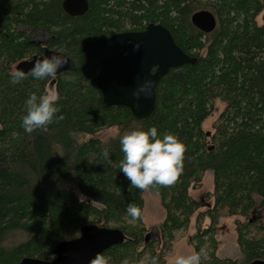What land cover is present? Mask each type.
<instances>
[{
  "label": "trees",
  "instance_id": "trees-1",
  "mask_svg": "<svg viewBox=\"0 0 264 264\" xmlns=\"http://www.w3.org/2000/svg\"><path fill=\"white\" fill-rule=\"evenodd\" d=\"M62 1L0 0V264H19L24 256L51 260L54 245L78 236L85 223L125 233L122 244L101 254L109 264H151L152 258L166 264L165 251L176 232L188 230L193 216L189 244L195 252L204 250L201 264L264 260V226L253 218L256 199L264 205V0H88L87 11L75 17L64 12ZM201 9L217 19L210 33L191 24V14ZM151 22L166 27L197 62L170 69L155 87L153 111L136 120L125 106L102 105L99 63L83 43L143 30ZM27 28L43 30L49 38L37 44ZM45 47L67 54L70 68L43 80L25 74L13 83L15 65ZM50 86L61 97L57 115L64 119L29 134L21 127L25 101ZM217 101L223 109L213 132L205 131L202 125L216 111ZM111 127L118 129L112 137L96 136ZM151 127L161 137L175 134L186 146L178 181L148 189L158 195L165 213L158 249L153 239L145 241L146 190L133 187L119 168V135ZM82 135L88 137L79 139ZM105 148L111 163L102 155ZM206 172L212 175L213 198L207 206L189 193ZM130 203L141 209V218L127 214ZM223 215L242 218L236 221L240 258L216 253L217 223ZM14 232L28 237L7 245Z\"/></svg>",
  "mask_w": 264,
  "mask_h": 264
},
{
  "label": "water",
  "instance_id": "water-1",
  "mask_svg": "<svg viewBox=\"0 0 264 264\" xmlns=\"http://www.w3.org/2000/svg\"><path fill=\"white\" fill-rule=\"evenodd\" d=\"M62 8L69 16H81L88 9V0H63ZM190 21L203 33L212 32L217 25L215 15L206 9L193 12ZM83 48L99 63L96 82L102 105L125 106L136 120L151 114L155 107V87L170 69L197 62L195 56L188 55L177 46L166 27L153 22L143 30H125L105 38L87 40ZM57 53H63L68 58V62L57 71L58 75L70 68L71 59L64 52L47 47L41 55L34 54L19 61L15 70L29 74L37 60ZM148 237L149 234H146V242ZM125 238L120 228L85 223L80 226L78 236L54 245L53 259L24 256L19 264H91L97 254L122 244ZM251 264H264V260L257 259Z\"/></svg>",
  "mask_w": 264,
  "mask_h": 264
},
{
  "label": "clouds",
  "instance_id": "clouds-1",
  "mask_svg": "<svg viewBox=\"0 0 264 264\" xmlns=\"http://www.w3.org/2000/svg\"><path fill=\"white\" fill-rule=\"evenodd\" d=\"M68 62L63 53L54 54L50 58L37 60L29 74L36 79L54 78L59 69ZM26 78L23 71L12 72V82L17 83ZM61 99L57 91H46L37 95L32 93L25 101L26 114L22 117L21 127L31 134L37 130L47 131L54 121L64 119L60 112L58 101ZM119 143L123 159L119 168L133 187L142 191L155 186H172L184 170L186 146L172 133L162 137L158 135L157 128L148 130L133 129L119 135ZM104 159L111 163L107 148L102 153ZM133 219L141 218L142 211L130 203L126 209ZM204 250L192 252L187 255H176L169 264H201ZM91 264H109V258L97 254ZM123 264H128L124 261ZM151 264H158L157 258H152Z\"/></svg>",
  "mask_w": 264,
  "mask_h": 264
},
{
  "label": "rangeland",
  "instance_id": "rangeland-1",
  "mask_svg": "<svg viewBox=\"0 0 264 264\" xmlns=\"http://www.w3.org/2000/svg\"><path fill=\"white\" fill-rule=\"evenodd\" d=\"M209 10V9H208ZM210 11V10H209ZM261 14L258 17V22H261ZM34 42H44L49 38V35L43 30H35L27 28ZM50 86V90L53 88ZM216 111H214L203 123V129L205 131L213 132V123L216 122L217 116L223 109V104L219 101L215 103ZM118 132L116 127L107 128L101 130L96 136L102 140H106ZM88 136H79V139L87 138ZM212 192V175L210 172H206L203 177L202 184L195 189L190 190V195L198 201H204L203 203H212L213 198L209 196ZM74 194L80 199H86L79 191H75ZM143 225L146 228L145 235L149 234V239H153L154 248L158 249L160 245L158 226L164 219V209L160 204L159 197L156 193L146 190L143 193ZM260 198L256 199V206L253 211V218L258 221V225L264 226V205L260 206ZM242 220L240 216H227L223 215L219 218L217 223V232L215 238L217 240V255L222 258L229 257H241L240 249L236 242V221ZM201 224L206 225L207 220L203 219ZM194 233V216L190 223L188 230H179L175 234V239L171 242L170 248L165 251L164 259L165 263L169 264L170 260L176 255H187L194 252L193 247L189 244L190 236ZM262 234V233H261ZM28 237V234L23 232H14L7 238L6 244H16ZM67 240V239H66ZM142 247V245H141ZM145 262V261H144Z\"/></svg>",
  "mask_w": 264,
  "mask_h": 264
},
{
  "label": "flooded vegetation",
  "instance_id": "flooded-vegetation-1",
  "mask_svg": "<svg viewBox=\"0 0 264 264\" xmlns=\"http://www.w3.org/2000/svg\"><path fill=\"white\" fill-rule=\"evenodd\" d=\"M37 44H40L39 42H36ZM42 54V53H41ZM41 54H39V55H41Z\"/></svg>",
  "mask_w": 264,
  "mask_h": 264
}]
</instances>
